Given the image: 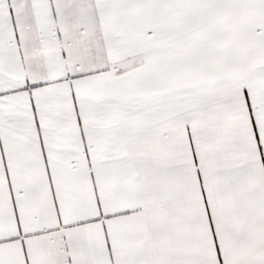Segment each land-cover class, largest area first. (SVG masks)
Segmentation results:
<instances>
[{
  "label": "snow or ice",
  "instance_id": "1",
  "mask_svg": "<svg viewBox=\"0 0 264 264\" xmlns=\"http://www.w3.org/2000/svg\"><path fill=\"white\" fill-rule=\"evenodd\" d=\"M0 264H264V0H0Z\"/></svg>",
  "mask_w": 264,
  "mask_h": 264
}]
</instances>
